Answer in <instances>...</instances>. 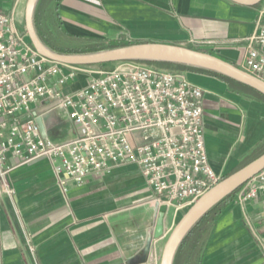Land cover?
<instances>
[{
  "label": "crops",
  "instance_id": "1",
  "mask_svg": "<svg viewBox=\"0 0 264 264\" xmlns=\"http://www.w3.org/2000/svg\"><path fill=\"white\" fill-rule=\"evenodd\" d=\"M26 2L0 0L4 12L14 11L21 30ZM260 14L264 19V0L252 7L229 0H39L35 11L49 47L68 53L110 49L118 41L152 42L205 50L236 65ZM51 39L72 42L61 47ZM185 72L206 90L205 145L215 172L225 178L264 154V103L262 111L254 105L256 113L245 115L237 103L244 93L238 82ZM86 80L80 75L67 90ZM32 109L53 141L78 133L65 112L51 110L49 103ZM55 126L57 139L50 134ZM8 182L12 196L0 193V264H127L154 231L156 205L165 213L164 236L153 241L141 264H160L166 239L181 218L174 211L169 218V209L152 200L155 194L135 165L116 166L105 177L90 176L80 187L66 180L63 192L49 162L38 159L13 170ZM260 240L264 195L244 205L236 201L215 224L202 223L180 247L176 264H264Z\"/></svg>",
  "mask_w": 264,
  "mask_h": 264
},
{
  "label": "built area",
  "instance_id": "2",
  "mask_svg": "<svg viewBox=\"0 0 264 264\" xmlns=\"http://www.w3.org/2000/svg\"><path fill=\"white\" fill-rule=\"evenodd\" d=\"M237 64L264 81V19L255 20ZM82 87L68 91L80 76ZM185 71H167L137 61L72 66L37 53L14 11L0 6V193L12 196L8 175L46 159L57 184L82 186L116 166L135 165L152 188L154 202L184 213L222 179L205 145L203 96ZM62 110L78 133L55 142L44 135L33 105ZM137 137H140L139 140ZM264 195V168L243 184L236 201ZM264 251V241L260 240Z\"/></svg>",
  "mask_w": 264,
  "mask_h": 264
},
{
  "label": "water",
  "instance_id": "3",
  "mask_svg": "<svg viewBox=\"0 0 264 264\" xmlns=\"http://www.w3.org/2000/svg\"><path fill=\"white\" fill-rule=\"evenodd\" d=\"M235 4L252 7L262 0H229ZM39 0H27L25 6V30L37 53L53 62L72 66H100L121 61L162 62L203 69L228 77L250 87L264 96V81L247 73L236 64L216 55L181 45L164 43H137L90 53L59 52L49 47L41 38L35 24V11ZM41 131L46 135L42 117H37ZM264 168V154L222 179L194 205H192L169 234L162 249L160 264H174L184 240L200 221L218 204L236 192L251 177ZM156 222L144 248L127 264L147 262L153 241L164 236L165 213L155 209Z\"/></svg>",
  "mask_w": 264,
  "mask_h": 264
},
{
  "label": "trees",
  "instance_id": "4",
  "mask_svg": "<svg viewBox=\"0 0 264 264\" xmlns=\"http://www.w3.org/2000/svg\"><path fill=\"white\" fill-rule=\"evenodd\" d=\"M35 24H36V27H37V30H38V33L39 35L41 36V38L43 39L41 33H40V29L38 27V23H37V17L35 16ZM43 41L48 45L50 46L44 39ZM30 42V40H29ZM131 43L129 42H125V41H118L114 44H112V47H119V46H124V45H129ZM52 49L56 50V51H59V52H69V51H62L60 49H57V48H54V47H51ZM203 52H206V53H210L212 54L211 52H208V51H205V50H201ZM214 55V54H212ZM148 66H152V67H155V68H158V69H163V70H168V71H184V70H189V69H193V70H197L199 72H203V73H207V74H212V75H215V76H218L224 80H227V81H230L231 83H237L235 82L234 80L228 78V77H225V76H222V75H219L217 73H214V72H210V71H206V70H203V69H198V68H193V67H188V66H184V65H178V64H171V63H162V62H142ZM106 65V64H105ZM238 85L241 87V88H245L251 92H253L256 96H260L262 97L263 95H261L260 93H258L257 91H255L254 89L250 88V87H247L243 84H240L238 83ZM236 194H237V191L234 192L232 195H230L229 197H227L225 200H223L220 204H218L214 209H212L201 221L200 223L191 231V233L187 236V238L184 240L182 246L186 243V241L188 240V238L194 233V231L200 226L202 225V223H206V222H210V224H215L216 222H218V220H220L223 215L226 213V211L236 202ZM174 264H176V260L174 262Z\"/></svg>",
  "mask_w": 264,
  "mask_h": 264
},
{
  "label": "rangeland",
  "instance_id": "5",
  "mask_svg": "<svg viewBox=\"0 0 264 264\" xmlns=\"http://www.w3.org/2000/svg\"><path fill=\"white\" fill-rule=\"evenodd\" d=\"M23 31L26 32V30H23ZM27 40L28 41L30 40L29 37H28V35H27ZM50 42L51 43H54L55 45L56 44L57 45H60L61 47H64V46L65 47H69L70 44H71L70 42H72V41H61V40H52L51 39ZM189 78L192 79V80H195L198 83H201V82L197 81V79L193 75H191ZM242 92H244V93L242 94L241 97H239L237 103L239 104V107L241 108V112L243 114L246 115L248 112H251V111H252V113H256V112H253V109L251 108V106H254V105H255L254 108H255L256 111H262L263 110V107H262L261 104L264 103V100L260 96H256L253 92H251V91H249V90H247L245 88H242ZM50 134L52 135V138L53 139H57V137L60 136V133L58 131V127L57 126L53 127L50 130ZM241 166H243V165L241 164ZM173 211H174L173 208H170L169 209V211H168L169 218L172 217ZM184 213H181V217H182V215H184ZM254 225H255V223H253V226Z\"/></svg>",
  "mask_w": 264,
  "mask_h": 264
}]
</instances>
